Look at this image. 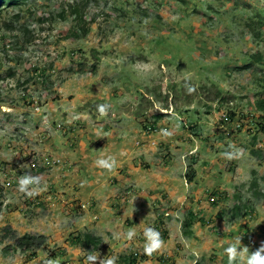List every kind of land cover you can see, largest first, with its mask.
I'll return each instance as SVG.
<instances>
[{
    "label": "rangeland",
    "instance_id": "374dc122",
    "mask_svg": "<svg viewBox=\"0 0 264 264\" xmlns=\"http://www.w3.org/2000/svg\"><path fill=\"white\" fill-rule=\"evenodd\" d=\"M254 55H260L261 61L257 62ZM189 86L195 91L190 93ZM262 100L264 0H29L0 11L2 189L7 188L5 172L10 170L13 172H8V178L39 175L40 188L45 186L44 179L49 181L48 175L56 169L44 166L35 173L31 162L41 164L47 156L61 159L48 150L47 143L62 140L58 142L60 147L69 151V133L81 128L113 130V157L119 161L113 177L114 173L119 177L118 167L146 161L150 165L171 162L177 169L178 162H183L184 172L193 177L197 165L207 156L199 163L191 162L195 153L192 147L199 138L210 139L220 152L209 157L219 158L229 172L234 165L239 168V162L253 166L247 164L242 176L251 181L240 187L242 199L237 203L243 211L236 221L253 231L249 243L250 251H254L264 244ZM101 104L110 106L108 119L96 110ZM86 109L90 117L87 126L81 125ZM223 113L226 121L220 120ZM161 130L171 135L164 136ZM29 132L31 135L26 134ZM233 144L244 150L237 163L222 156ZM9 151H18V160L11 162ZM61 160L63 168L65 162ZM154 171L152 177H156ZM147 172L149 176L151 171ZM253 179L260 180L258 187ZM136 180L134 177L124 187L113 185V190L119 189L113 191L114 200L122 203L123 196L132 198L131 206L123 203L113 210L122 211L126 206L143 212L134 195L146 190L139 189ZM185 185L189 194L188 179ZM18 188L17 183L10 189L22 194L24 200L19 203H24L27 210L29 196ZM49 191L52 194L58 190ZM171 194L164 216L182 222V232L196 235L198 230L192 231L196 225L185 227L186 214L176 218L168 212V201L179 202ZM41 203L32 202L35 209L42 210ZM224 220L217 235H212L215 226L197 225L205 232L194 239L202 246L212 239L214 247L234 242V236L225 237L234 220ZM24 235L9 227L1 229L0 264H25L33 259L29 256L35 250L36 256L50 258L61 249L54 242L51 245L50 237L27 233L43 238L41 246L24 252L17 247ZM194 251L190 249L178 264L202 263ZM215 263L220 264L219 259Z\"/></svg>",
    "mask_w": 264,
    "mask_h": 264
},
{
    "label": "crops",
    "instance_id": "0c3cea01",
    "mask_svg": "<svg viewBox=\"0 0 264 264\" xmlns=\"http://www.w3.org/2000/svg\"><path fill=\"white\" fill-rule=\"evenodd\" d=\"M87 110H84L81 115L84 118L81 125L87 126L86 120L90 118L86 115ZM75 115L80 118L78 113ZM161 117L158 116V119ZM102 118L108 119L109 116ZM78 122L79 120L76 121V123ZM229 127L232 130L233 126ZM207 128L209 129L208 126ZM109 131H112L110 135H108ZM26 134L31 135L30 132ZM111 134H113V130L109 128L98 132L85 128L73 130L68 135L71 143L67 147H72L69 151L60 147L58 142L62 143V140L49 141L47 143L48 150L63 159L65 165L63 168H54L57 171L53 169L54 171L48 175L49 181L44 179L46 185L42 186L43 190L38 191L36 193L38 195L35 194L32 200L31 197L26 199L27 210H24V203H19L24 200L21 198L22 194H18L14 189L0 187V231L9 227L20 234L38 233L50 237L51 245L54 242L61 248L55 256L47 258L37 255L25 264H46L49 259H57L58 264H84L89 252L101 254V257L115 256L117 264H132L134 257H138L137 264H145L146 261L148 264H178L183 261L185 254L190 253V249L195 250L197 260L200 259L202 262L200 264H218L215 263L218 259L220 264H228L224 249L229 244H219L214 247L215 241L211 239L212 241L204 242L203 247L200 240L194 239L205 232L197 225H207L208 223L215 226L212 235H217L219 224H222L225 218L234 220V224L231 225V229L225 237L242 238V242L249 249L252 248L249 242L253 239V231L240 221H236L243 211L240 204L237 203L242 199L240 187L251 181L249 178H242V176L247 164H250L249 168H253L251 163L245 162L242 166L241 162L236 159V163L239 162V168L234 165V168L229 172L219 158L211 160L209 157V155L219 154L217 153L220 152L217 144H211L210 139L198 137L197 145L193 146L192 150L190 148L191 151L195 150V153L191 154L190 160L199 163V159L203 156L207 157L200 161L201 165H197L196 175L193 177L186 175L182 168L183 162H178L180 164L178 170L176 165L173 166L171 162L164 161L151 165L148 161L141 165L127 164L125 167H118L119 177L116 173L113 177V171L109 172L98 167L95 163L99 159H108L116 155L113 152V135ZM8 154L11 155V162L18 160V151H9ZM153 170H155L156 177H152L154 176ZM147 171H151L149 176L147 173L150 172ZM20 176L18 174L15 178L14 186L18 183ZM134 177H137L134 182L137 187L145 189L149 194H145L146 191H144L138 196L134 195L135 200L138 201V209L143 211L141 214L132 211L131 207L125 206L132 198L123 196L122 203L113 199V193L115 190H119H113V185H118L117 188L124 187L130 184ZM0 179L3 184L2 176ZM187 179L191 187L189 194L185 185ZM240 180L242 181L240 182ZM259 182L260 180L253 179L256 187ZM53 188L58 191L50 194L49 189ZM169 192H172L171 197L179 202L174 204L168 201V212L171 211L176 218H179L180 214H186L185 224L196 225L195 229H192L193 232L198 230L196 235L191 231L190 233L182 232V222L168 218L170 216H164L166 199H169L168 196H170ZM33 200L42 202V210L41 208L35 209L32 204ZM113 202L117 203L113 204ZM123 203L125 209L122 211L113 210L114 207L118 208ZM30 206H33L34 209ZM145 213L147 215L144 217ZM131 215H134L135 219H132ZM136 215H141V217L138 218ZM149 218L153 221L148 224ZM165 222L168 224L167 227H164ZM147 227L159 231L165 241L163 252L151 258L144 254L146 243L144 229ZM129 229L135 230V237L131 240L127 239ZM83 233L101 239V244L95 249L89 248ZM0 260L3 262L2 258Z\"/></svg>",
    "mask_w": 264,
    "mask_h": 264
},
{
    "label": "clouds",
    "instance_id": "9594fccd",
    "mask_svg": "<svg viewBox=\"0 0 264 264\" xmlns=\"http://www.w3.org/2000/svg\"><path fill=\"white\" fill-rule=\"evenodd\" d=\"M188 91L191 93L195 89L191 86L188 87ZM109 105L101 104L97 105V112L99 116L105 117L108 115ZM162 135L170 136L171 133L168 130H161ZM230 151L222 153V156L227 160L240 159L243 156L244 150L236 147L234 144L229 145ZM98 167L104 168L109 172L114 171L116 168V159L109 157L108 159H99L95 161ZM18 190L31 197L38 191H42L40 188V179L31 175H22L18 180ZM144 236L146 243L144 245V254L151 258L156 254L163 252L165 248V241L163 240L161 233L154 228L147 227L144 229ZM135 237V230L129 229L127 232V239L131 240ZM224 253L227 256L228 264H264V244H262L255 251H250L247 246L242 245V238H237L234 242L230 243L227 248L224 249ZM47 264H58L57 259H49ZM84 264H117V257L107 255L101 257V254L89 252ZM148 264V261L145 262Z\"/></svg>",
    "mask_w": 264,
    "mask_h": 264
},
{
    "label": "trees",
    "instance_id": "16d2710c",
    "mask_svg": "<svg viewBox=\"0 0 264 264\" xmlns=\"http://www.w3.org/2000/svg\"><path fill=\"white\" fill-rule=\"evenodd\" d=\"M29 0H0V11L6 7V6H10V7H17L23 4H26V2H28ZM257 62L261 61V56L260 55H254L253 57ZM260 108L264 110V100H262L260 103ZM215 201V199H214ZM189 226L188 224L185 225V227ZM43 238V236L40 237H35L32 235H24L21 238L18 239L17 241V247L20 248L21 250H23L24 252H28L33 250V248L36 249V247L41 246L42 241L41 239ZM85 240H86V244L87 245H93L94 247H97L101 244V239L96 238L92 235L86 234L85 235ZM34 249V250H35ZM30 258H34L36 257V250L29 256ZM138 262V257H134L132 259V264H137Z\"/></svg>",
    "mask_w": 264,
    "mask_h": 264
},
{
    "label": "built area",
    "instance_id": "2783aa9c",
    "mask_svg": "<svg viewBox=\"0 0 264 264\" xmlns=\"http://www.w3.org/2000/svg\"><path fill=\"white\" fill-rule=\"evenodd\" d=\"M220 120L221 121H226L227 120L226 113H223L221 115ZM62 164L63 163H62L61 159H57V158L53 159V158L48 157V156L47 157H43V161L41 162V164H39L38 161H32L31 162L32 167L35 169V173H38L41 170V168L44 167V166L51 167V168H59V167L62 166ZM8 172L11 173V172H13V170H10ZM8 172H5L6 173L5 175L7 177L5 183H6L7 188H12L14 186L15 181H14V179L8 178ZM35 177L40 178L39 175L35 176ZM212 201H214V199H212ZM35 203L37 205L40 204L39 201H37Z\"/></svg>",
    "mask_w": 264,
    "mask_h": 264
}]
</instances>
